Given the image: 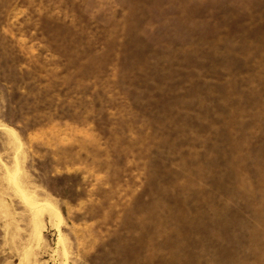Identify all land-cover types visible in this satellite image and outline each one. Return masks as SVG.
Instances as JSON below:
<instances>
[{
    "label": "rangeland",
    "instance_id": "374dc122",
    "mask_svg": "<svg viewBox=\"0 0 264 264\" xmlns=\"http://www.w3.org/2000/svg\"><path fill=\"white\" fill-rule=\"evenodd\" d=\"M0 264H264V0H0Z\"/></svg>",
    "mask_w": 264,
    "mask_h": 264
},
{
    "label": "bare ground",
    "instance_id": "6f19581e",
    "mask_svg": "<svg viewBox=\"0 0 264 264\" xmlns=\"http://www.w3.org/2000/svg\"><path fill=\"white\" fill-rule=\"evenodd\" d=\"M4 128L9 133L16 136V133L14 132V130H12L11 128H6V127ZM18 192L22 193L21 190ZM28 209L30 211L29 213L31 217L30 219L32 221L33 228H34L33 230L34 236L40 235L41 231L39 230V223L42 222L43 216H48L50 219H53L55 217H60L59 213L49 203H40L37 200H31L28 203Z\"/></svg>",
    "mask_w": 264,
    "mask_h": 264
}]
</instances>
